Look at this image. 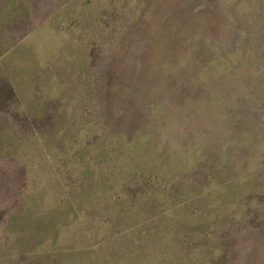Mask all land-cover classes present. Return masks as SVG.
<instances>
[{
    "label": "rangeland",
    "instance_id": "1",
    "mask_svg": "<svg viewBox=\"0 0 264 264\" xmlns=\"http://www.w3.org/2000/svg\"><path fill=\"white\" fill-rule=\"evenodd\" d=\"M0 264H264V0H0Z\"/></svg>",
    "mask_w": 264,
    "mask_h": 264
},
{
    "label": "crops",
    "instance_id": "2",
    "mask_svg": "<svg viewBox=\"0 0 264 264\" xmlns=\"http://www.w3.org/2000/svg\"><path fill=\"white\" fill-rule=\"evenodd\" d=\"M67 54H68V53H67ZM67 54H66V59H67V60H70V58H69V59L67 58ZM73 57H74V55H72V58H73ZM72 58H71V59H72ZM229 62H230V63H229V66H233L232 61H229ZM74 63H76L77 65H78V64L80 65L82 62H80L78 58H75V59H74ZM226 65H227V64H225V65H224V64L221 65V67H222L221 71H224V72H225V71H226V72L230 71V68H229V67H226V69H223ZM215 66L218 67V65H215ZM43 67H44V64H43ZM40 69H42V68H40ZM213 70H214V71H218L216 68L213 69ZM218 72H219V76H222V75L220 74V71H218ZM214 76H215V75H213V78H212V79H214ZM216 76H217V75H216ZM64 89H65L64 84L60 85V84H57V83H56V87L54 86L53 91L56 92V94H55L56 96H58V95L61 96V94H64V93H65ZM60 92H61V93H60ZM63 92H64V93H63ZM56 96H55V97H56ZM252 177H253V175H252ZM226 187H229V185H225L224 188H226ZM237 193H238V192H237Z\"/></svg>",
    "mask_w": 264,
    "mask_h": 264
},
{
    "label": "trees",
    "instance_id": "3",
    "mask_svg": "<svg viewBox=\"0 0 264 264\" xmlns=\"http://www.w3.org/2000/svg\"><path fill=\"white\" fill-rule=\"evenodd\" d=\"M29 115H30V114H29ZM37 118H38V117H36V116H35V118H34V117H32V116L30 115L29 120H30V121H37Z\"/></svg>",
    "mask_w": 264,
    "mask_h": 264
}]
</instances>
